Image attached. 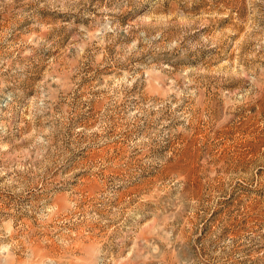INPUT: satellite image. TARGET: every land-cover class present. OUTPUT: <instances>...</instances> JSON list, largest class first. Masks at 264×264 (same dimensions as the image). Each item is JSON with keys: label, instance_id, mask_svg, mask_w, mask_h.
Returning <instances> with one entry per match:
<instances>
[{"label": "rangeland", "instance_id": "rangeland-1", "mask_svg": "<svg viewBox=\"0 0 264 264\" xmlns=\"http://www.w3.org/2000/svg\"><path fill=\"white\" fill-rule=\"evenodd\" d=\"M0 264H264V0H0Z\"/></svg>", "mask_w": 264, "mask_h": 264}]
</instances>
